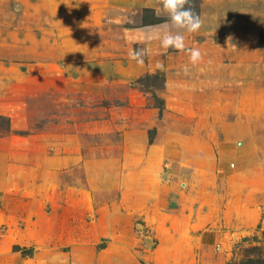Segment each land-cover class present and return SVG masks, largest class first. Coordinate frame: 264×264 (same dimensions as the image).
I'll use <instances>...</instances> for the list:
<instances>
[{
  "label": "rangeland",
  "instance_id": "obj_1",
  "mask_svg": "<svg viewBox=\"0 0 264 264\" xmlns=\"http://www.w3.org/2000/svg\"><path fill=\"white\" fill-rule=\"evenodd\" d=\"M189 6L0 0V264L264 257V0Z\"/></svg>",
  "mask_w": 264,
  "mask_h": 264
},
{
  "label": "clouds",
  "instance_id": "obj_2",
  "mask_svg": "<svg viewBox=\"0 0 264 264\" xmlns=\"http://www.w3.org/2000/svg\"><path fill=\"white\" fill-rule=\"evenodd\" d=\"M158 4L161 6L156 9L159 15L161 11L167 15L168 22L171 25V29L166 32L161 40V46L167 50L168 48H174L178 51H187L189 53V62L192 65H196L201 60V52L199 49L191 48L185 49L183 32L195 33L203 25L201 17L194 12L190 5V0H158ZM229 40L231 37L228 38ZM143 51L137 50L129 54L131 59L136 60L139 64H143ZM158 67L162 68V65L158 64Z\"/></svg>",
  "mask_w": 264,
  "mask_h": 264
},
{
  "label": "trees",
  "instance_id": "obj_3",
  "mask_svg": "<svg viewBox=\"0 0 264 264\" xmlns=\"http://www.w3.org/2000/svg\"><path fill=\"white\" fill-rule=\"evenodd\" d=\"M9 131V123H6V132ZM248 256L239 264H264V257L260 247L253 246L247 250ZM235 264V263H233Z\"/></svg>",
  "mask_w": 264,
  "mask_h": 264
}]
</instances>
